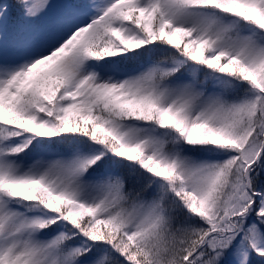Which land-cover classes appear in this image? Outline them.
<instances>
[{"label":"snow or ice","instance_id":"6c2138e0","mask_svg":"<svg viewBox=\"0 0 264 264\" xmlns=\"http://www.w3.org/2000/svg\"><path fill=\"white\" fill-rule=\"evenodd\" d=\"M0 264H264V0H0Z\"/></svg>","mask_w":264,"mask_h":264}]
</instances>
